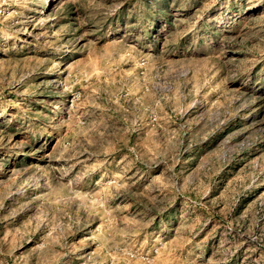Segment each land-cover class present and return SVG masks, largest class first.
Listing matches in <instances>:
<instances>
[{"label":"rangeland","instance_id":"obj_1","mask_svg":"<svg viewBox=\"0 0 264 264\" xmlns=\"http://www.w3.org/2000/svg\"><path fill=\"white\" fill-rule=\"evenodd\" d=\"M0 264H264V0H0Z\"/></svg>","mask_w":264,"mask_h":264}]
</instances>
